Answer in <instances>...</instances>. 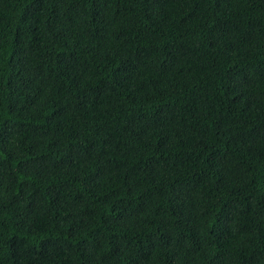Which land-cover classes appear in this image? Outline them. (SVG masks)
Masks as SVG:
<instances>
[{
  "label": "trees",
  "instance_id": "1",
  "mask_svg": "<svg viewBox=\"0 0 264 264\" xmlns=\"http://www.w3.org/2000/svg\"><path fill=\"white\" fill-rule=\"evenodd\" d=\"M0 264H264V0H0Z\"/></svg>",
  "mask_w": 264,
  "mask_h": 264
}]
</instances>
